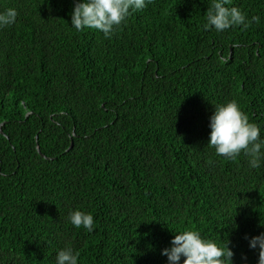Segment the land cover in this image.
Wrapping results in <instances>:
<instances>
[{
  "label": "trees",
  "instance_id": "trees-1",
  "mask_svg": "<svg viewBox=\"0 0 264 264\" xmlns=\"http://www.w3.org/2000/svg\"><path fill=\"white\" fill-rule=\"evenodd\" d=\"M76 2L0 0L17 11L0 27V264H55L64 248L78 264H168L189 229L257 264L264 158L253 169L207 144L233 100L264 139V0H230L260 20L223 32L202 27L212 0H152L111 38L71 27Z\"/></svg>",
  "mask_w": 264,
  "mask_h": 264
},
{
  "label": "clouds",
  "instance_id": "clouds-1",
  "mask_svg": "<svg viewBox=\"0 0 264 264\" xmlns=\"http://www.w3.org/2000/svg\"><path fill=\"white\" fill-rule=\"evenodd\" d=\"M152 0H77L71 12V27L76 32L85 29L96 30L105 38H111L115 29L132 12L143 10ZM230 0H212L206 11L202 25L205 31L214 29L223 32L231 27L258 23L259 16L249 21L237 7H227ZM17 11L8 8L0 13V27L15 23ZM208 146L214 148L217 156L228 160L236 159L241 153L249 158V166L259 168L264 158V139L260 138V127L248 121L247 116L233 100L215 106L210 116ZM74 228H83L87 232L94 230V218L91 213L80 210L71 211L67 216ZM247 238V237H246ZM249 247L258 250L257 264H264V232L249 239ZM167 257L168 264H233V251L227 244L202 237L197 230L175 232L170 247L161 252ZM183 258V259H182ZM79 253L64 248L56 253L55 264H78Z\"/></svg>",
  "mask_w": 264,
  "mask_h": 264
}]
</instances>
